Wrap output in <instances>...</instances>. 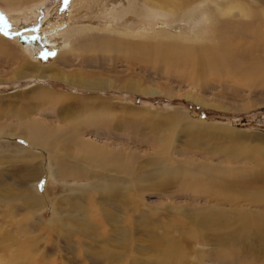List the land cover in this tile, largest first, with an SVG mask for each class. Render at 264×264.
Here are the masks:
<instances>
[{"label": "rangeland", "instance_id": "374dc122", "mask_svg": "<svg viewBox=\"0 0 264 264\" xmlns=\"http://www.w3.org/2000/svg\"><path fill=\"white\" fill-rule=\"evenodd\" d=\"M4 2L0 0V39L9 43L11 55L0 53V264H264L255 248L252 256L259 260L242 254L246 245H220L238 229L240 218L232 215L236 208L206 191L195 194L190 185L192 177H202L194 172L202 161L228 158L219 163L240 164L230 160L234 151L243 167L253 164L254 170L251 175L221 174L228 184H252L255 175L264 174L259 169L264 168V82L202 81L178 67L129 63L120 49L105 52L109 56L66 51L62 59L61 48L45 40L41 23L59 7L64 13L67 0H22L13 12ZM32 9L37 13L34 22L19 23ZM240 22L244 37L261 41L252 29L255 19ZM122 23L124 19L115 20L119 29ZM259 29L264 35V28ZM20 35L26 36L24 42ZM25 44L36 51L25 52ZM163 48L149 53L161 55ZM25 62L55 66L65 75L80 71L103 83L79 85L60 78L59 72L39 77L51 71ZM37 89L57 99H36ZM94 115L99 125L84 128L81 139L125 148L132 162L124 181L105 177L112 172L102 171L98 162L91 170L94 175L75 179L54 173L56 159L61 157L70 168L84 156L79 143L68 140L67 131L73 122ZM60 117L64 122L57 120ZM33 119L62 135L54 157L25 141L24 123ZM81 127H76L79 134ZM166 130L171 140L162 150L164 144L156 137ZM206 190L212 192V185Z\"/></svg>", "mask_w": 264, "mask_h": 264}, {"label": "bare ground", "instance_id": "6f19581e", "mask_svg": "<svg viewBox=\"0 0 264 264\" xmlns=\"http://www.w3.org/2000/svg\"><path fill=\"white\" fill-rule=\"evenodd\" d=\"M3 1L8 2L5 5L10 8L9 11L12 10L10 12H13L19 10L18 5L22 0ZM251 3L252 5L249 0H67L64 7L67 10H64L63 13L60 10L63 8L59 7L58 12H54V10V13H49L47 19L45 18L41 23V31L44 33L48 44L61 48L62 53L58 54L61 57H65L66 51L68 53L72 51L85 52L88 55L102 53L108 55L106 54L108 50L120 49L129 63H155L170 66V68L173 66L172 68L186 69L191 78H199L202 81L212 78L217 82L222 79V82L225 83L254 86L258 82H264V35L262 34V36L258 32L259 27L264 28V0H251ZM261 7H263L262 10ZM35 9L19 18L18 22L26 25L32 24L37 15ZM119 18L124 19L123 29H119L115 25V20ZM243 18L255 19L256 23L251 24L252 29L254 28L255 35L258 36L257 39H261V41L250 42L249 38L244 37L245 34L242 32L244 25L240 22ZM84 20L88 22H83ZM66 21L69 22V26H67ZM10 22L11 25L15 23L13 20ZM241 25L243 26L241 27ZM8 46L9 43L7 44L0 39V53L7 56L11 55ZM161 46L164 48L158 52L162 51L163 54L150 55V51L156 52ZM21 48L29 54L35 50L34 46L27 44ZM66 59L69 60V58ZM25 63L30 65L29 67L32 65L41 71H51L46 74L40 73L39 77H54L59 72L55 66L45 68L33 63ZM59 73L60 78L79 85L101 86L103 83V81L98 82L96 79H91L87 73L83 74L80 71H74L67 75ZM127 86L131 87L132 84ZM34 92L36 93L33 97L36 99H57L56 95L49 94L50 91L47 92L44 89H37ZM99 119L94 115L92 118H82L72 123L74 127L68 129L67 138L72 142L79 143L80 149L84 151V156L80 155L77 163H73L69 166L70 168L61 157L56 159L57 166H59L54 172L56 175L60 177L71 176L75 179L86 175V173L88 176L94 175L91 170L98 162L102 171L113 173L105 174V177L114 178L118 181H124L128 178L125 176L131 173L132 161L125 148L120 146L109 149L110 147L94 145L88 140L81 139L84 128L99 125ZM57 120L64 122L65 118L60 117ZM168 120L171 121L172 119L169 118ZM24 124L26 134L23 133V135L30 147H44L47 149L46 151L43 150L47 156L49 158L54 157L55 150L53 148L57 146L58 139L62 141V135H58L55 130L49 128L48 123L43 124L36 119L29 120ZM78 125H82L81 134L76 129ZM167 131L156 137L158 141L164 144V146L161 145L162 150L166 149L167 142L171 140V135ZM229 156L232 162L234 159L236 162L237 159L240 164L231 167L219 163L228 162V158H217V162L202 161L198 165L197 171H194L202 177H192L190 185L194 188L192 190L194 193L206 191L219 201L236 208L232 215L240 218L238 229L227 234L225 239L229 241L224 240L220 245L226 243L232 248L237 244L239 248L246 245V250L242 251V254L247 257L254 254L255 248L257 249L255 252L263 256L262 262L264 263V174L255 175L258 177L254 178L256 182L251 181L252 184H248L247 181L243 185H240L238 181L231 183V185L228 184L227 181L223 180L221 174L223 176L236 171L247 172L251 175L252 170H254L253 164L243 167L242 160L236 156V151L230 153ZM108 158H111L113 162H109ZM259 169L264 170L262 166H259ZM211 185L212 192L206 190ZM116 187L115 184L111 189ZM35 192L37 191L35 190ZM245 204L259 206L263 211L261 213H259L260 211H253L250 209L251 207L243 206ZM242 206L245 207L244 210L247 213L244 212ZM52 213L55 214V210ZM210 217L214 219L215 215L211 214ZM226 221L234 224V220L230 217H227ZM258 257L257 255L255 258L252 256L253 259H258Z\"/></svg>", "mask_w": 264, "mask_h": 264}, {"label": "water", "instance_id": "95a60500", "mask_svg": "<svg viewBox=\"0 0 264 264\" xmlns=\"http://www.w3.org/2000/svg\"><path fill=\"white\" fill-rule=\"evenodd\" d=\"M25 39H26V36H25V35H20V38H19V40H20L21 42H24V41H25Z\"/></svg>", "mask_w": 264, "mask_h": 264}]
</instances>
